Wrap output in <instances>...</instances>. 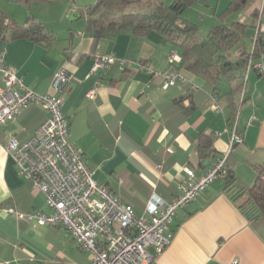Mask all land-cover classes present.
Listing matches in <instances>:
<instances>
[{"label": "crops", "instance_id": "obj_1", "mask_svg": "<svg viewBox=\"0 0 264 264\" xmlns=\"http://www.w3.org/2000/svg\"><path fill=\"white\" fill-rule=\"evenodd\" d=\"M97 1L64 0L65 17L54 19L53 25L46 23L56 36L48 45L25 38L9 40L10 34L6 40L0 37V54L5 53L6 65L25 87L41 95L54 93L55 75L64 70L70 76L62 94L69 141L84 153L96 180L141 214L152 194L166 201L177 195L188 178L186 168L201 175L225 155L238 182L252 183L254 166L264 161V72H248L244 92L236 97L238 110L229 105V83L225 79L215 83L222 107L218 111L212 98L214 83L187 70L182 71L184 81L163 87L167 56L175 46L160 34L152 32L142 39L120 31L97 41L87 33L85 12ZM246 1V7L229 19L264 31V0ZM6 2L1 0L0 11L7 12ZM229 3L203 0L187 16L199 14L204 20L210 14L211 26L217 25ZM99 53L114 55L116 61L95 71ZM141 60L152 64L157 74L139 69ZM0 84H4L2 71ZM47 115L41 105L32 104L0 128V264H92V254L65 226L38 225L9 210L49 211L44 193L20 173L7 149L11 136L27 140ZM203 132L214 137V155L205 160L197 147ZM235 132L244 140L233 145ZM169 229L174 233L170 245L158 254L150 249L157 254L156 264H232L234 260L264 264V216L242 210L223 180H215L197 200L180 208Z\"/></svg>", "mask_w": 264, "mask_h": 264}, {"label": "built area", "instance_id": "obj_2", "mask_svg": "<svg viewBox=\"0 0 264 264\" xmlns=\"http://www.w3.org/2000/svg\"><path fill=\"white\" fill-rule=\"evenodd\" d=\"M260 30V29H258ZM0 128L15 120L32 104L41 105L47 118L25 141L11 136L7 149L29 179L33 188L45 195L49 211L22 212L10 208L18 217L38 225H63L80 247L92 254V264H156L157 254L173 240L169 225L180 208L198 199L215 180L229 174L227 157H218L201 175L186 168L188 178L170 201L157 194L149 198L144 212L138 214L109 187L99 183L84 153L69 141V119L64 115L62 94L71 82L66 71L55 75L54 93L41 95L25 87L22 79L6 65L5 53L0 54ZM182 57L178 50L167 56L168 68L163 73V87L169 88L185 77L177 68ZM116 61L114 55L97 54L93 69L102 71ZM264 72V64L257 63ZM139 69L157 74L152 64L139 62ZM94 91L90 92L93 96ZM214 108L222 111L218 96L213 93ZM244 140L234 133L233 145ZM153 248L156 253L151 252ZM232 264H239L234 260Z\"/></svg>", "mask_w": 264, "mask_h": 264}, {"label": "trees", "instance_id": "obj_3", "mask_svg": "<svg viewBox=\"0 0 264 264\" xmlns=\"http://www.w3.org/2000/svg\"><path fill=\"white\" fill-rule=\"evenodd\" d=\"M31 5L48 0H16ZM203 0H98L86 12L85 31L96 40L120 31H131L142 39L156 32L165 42L177 48L182 60L176 68L187 70L214 83L212 92L217 95L215 83L225 79L230 90L227 92L229 105L237 107L236 97L244 92L248 72L264 61V31L252 23L227 19L242 11L247 4L243 0H230L228 7L220 13V24L212 25L205 38H198V26L183 16L184 11ZM255 29V32L252 31ZM9 40L29 39L48 45L55 40V33L47 25L33 17L18 21L0 11V37ZM249 38L250 45L244 41ZM143 64L148 62L141 60ZM183 73V72H182ZM217 92V93H216ZM218 96V95H217ZM236 117V116H235ZM234 117V118H235ZM234 123V121L232 120ZM212 134L202 133L197 143L204 160L213 156ZM256 176L252 183H240L229 170L223 179L229 196L245 212L253 217L264 216V161L254 166Z\"/></svg>", "mask_w": 264, "mask_h": 264}, {"label": "rangeland", "instance_id": "obj_4", "mask_svg": "<svg viewBox=\"0 0 264 264\" xmlns=\"http://www.w3.org/2000/svg\"><path fill=\"white\" fill-rule=\"evenodd\" d=\"M9 2H6V4L8 5V7H5L6 11L8 12L9 15H11L13 18L16 19H20V21H24L25 19H27V17H33L36 20H41L42 22H44L45 24H52L54 23L53 20L56 18H61V17H65L64 15H66L62 9L61 4L64 2V0H55L53 2H46V3H33L31 5H26L23 3H18L16 0H8ZM1 2V0H0ZM60 4H59V3ZM193 6L188 7L184 13L183 16L188 18L189 20H191L192 22L195 21L194 19H196L197 22H194L197 24L198 26V38H205L207 36V33L210 29L211 26V21L209 18L208 14L206 16V18L203 20L202 16L199 14H193L194 16L191 18H189L187 16L188 11L192 8ZM6 12V13H7ZM63 19V18H62ZM232 18H228L227 21H231ZM80 22L84 21V18L79 20ZM222 21V20H221ZM77 22V21H76ZM53 25V24H52ZM251 39L249 38H245L244 41L247 42L250 45V41ZM174 50H177V48H175ZM137 212L139 214H141L139 212V210H137Z\"/></svg>", "mask_w": 264, "mask_h": 264}, {"label": "water", "instance_id": "obj_5", "mask_svg": "<svg viewBox=\"0 0 264 264\" xmlns=\"http://www.w3.org/2000/svg\"><path fill=\"white\" fill-rule=\"evenodd\" d=\"M244 2H246V0H243ZM71 19H73L74 20V17H72Z\"/></svg>", "mask_w": 264, "mask_h": 264}]
</instances>
